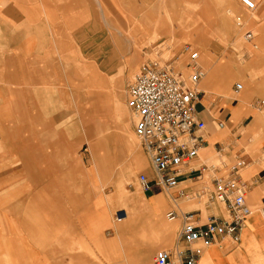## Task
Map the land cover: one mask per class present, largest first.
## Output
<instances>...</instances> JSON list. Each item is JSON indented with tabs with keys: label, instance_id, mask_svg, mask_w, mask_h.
I'll list each match as a JSON object with an SVG mask.
<instances>
[{
	"label": "rangeland",
	"instance_id": "obj_1",
	"mask_svg": "<svg viewBox=\"0 0 264 264\" xmlns=\"http://www.w3.org/2000/svg\"><path fill=\"white\" fill-rule=\"evenodd\" d=\"M154 1L88 0L86 4L89 3V7L85 4L63 10L65 12L61 10L60 14L64 13L61 16L42 19L39 31L45 32L39 33V39L44 47L41 60L46 64L45 76L48 80L45 84L44 81H36L39 75L43 78L44 70L34 62V57L27 59L23 54L22 57H14V60L8 58V62L4 59L13 54L21 56L20 49L24 46L18 49V45L29 40L36 41L35 34L27 33V27L14 29L20 31V36L18 38V34L14 33L11 36L13 51H0V55H3L0 58V123L30 124L24 125L29 129L25 131L26 134L35 139L49 136L56 159L54 169H66L76 180V183L71 181L70 191L65 190L64 193L60 191L61 187L55 186L58 235H63L66 224L60 202L68 203L70 199L75 230L79 224L78 216L90 204L94 190L102 193V196L96 195L93 199L92 204L96 208L104 200L108 203L117 201L118 209H125L127 215L132 216L133 212L143 207V192L137 177L140 173H152L148 158L134 133L132 115L125 103L126 86L143 62L176 60L177 68L188 73V59L181 54V48L191 44L197 50L198 63L205 72L198 88L204 91L209 89L205 104L214 117H218V109L223 107L226 97L201 84H206L210 74V85L215 86L216 65L235 75L227 97L236 95L233 90L236 83L241 82L245 92L248 91L244 80L239 77V73L246 74L249 62L242 56V50L246 49L252 58L254 49L250 44L252 42L243 39V34L247 30L253 33L254 23L259 18L255 15L250 17L251 13L244 9L246 3L242 6L243 10L236 13L228 0H160L164 8L157 10L153 9ZM258 1L252 0L250 3L254 6ZM239 16L242 24L247 21L246 27L236 25ZM30 87L41 89V92L31 101L21 99V106L25 105V110L30 111L26 116L23 111L20 112V100L15 99L14 90L22 88L25 91ZM43 88H53V92H44ZM205 122L208 131L211 124L206 119ZM42 124L51 128L39 129ZM101 156L104 157V169L98 173L94 167ZM91 160L94 163H90ZM209 163L216 164L218 159L209 160ZM21 167L24 171L29 170L27 163H22ZM26 181L22 180L23 183ZM187 186L193 188L190 192L194 197L182 200L180 204L185 210L200 209L203 214L201 222H205L208 204L203 197L195 194L204 187H210L209 177L189 181ZM22 192L23 202L31 205L32 191L23 185ZM159 199H163L165 204L161 209L167 206L163 193H157L147 201L146 206L150 211L152 203ZM168 209L165 208L160 214V221L162 226L164 224L170 228L176 221L166 220L165 212ZM115 212L109 221L104 214L102 239L98 246H94L95 252H89L92 259L90 264H153L157 251L175 249L172 229H168L166 232L171 231L170 241L149 252V242L162 237L157 234L162 232L158 225L151 219L152 234L143 230L135 232L134 223L129 225L131 219L116 221ZM25 217L30 218L31 213L25 211ZM178 229L177 226L174 232ZM79 241L75 252L88 253V247L79 245ZM174 262L177 264V261Z\"/></svg>",
	"mask_w": 264,
	"mask_h": 264
},
{
	"label": "crops",
	"instance_id": "obj_2",
	"mask_svg": "<svg viewBox=\"0 0 264 264\" xmlns=\"http://www.w3.org/2000/svg\"><path fill=\"white\" fill-rule=\"evenodd\" d=\"M86 1L88 2V0H0V46L3 45L0 47V51H13L11 36L14 33L18 34L16 37L19 38L20 31L14 30L17 27H27V33L35 34L36 38V41L29 40L18 45V49L21 48L20 46H24L20 49L21 56L13 54L4 58L5 61L8 62V58L14 60V57H22L23 54L27 56V59L34 57V62L41 65L44 70L43 78L39 75L36 81H44L45 84L48 77L45 76L46 64L41 60L44 55V47L39 39V33L45 32V30L39 31V27H42V19L61 16L64 14H60L61 10L85 6ZM228 2L232 4H230L232 10H235L236 13L243 10L244 0H228ZM153 5L155 10L164 8L160 0H155ZM86 6L89 7V3ZM244 9L251 13L250 17L253 18L255 15L259 18L253 26V42H249L256 44L254 55L250 58L246 49L242 50V56L249 62L246 74L239 73V77L244 80L248 91L245 92V88L240 82L242 84L241 91L234 92L236 95L233 97H227L235 75L222 70L220 65L215 66V86L211 87L210 85V74L207 77V85L201 84V86L211 88L217 95L226 98L222 103L223 107L218 109V117H214L205 104L210 91H208L209 89L202 90L204 95L201 98L202 106L199 108L200 117L204 122L206 119L211 126L207 131L205 122L206 128L202 132L205 144L199 151L198 159L192 165L194 172L182 176L179 186L192 190L193 188L189 189L191 187L187 186L189 181L202 180L205 176L209 177L210 181L211 173L224 174L230 163L237 157H243L246 165L242 168L241 179L248 186L244 197L253 213L240 230L239 241L223 239L207 247L196 243L194 247L199 248L200 252L197 264H264V221L260 213L264 206V104H256V101H264V0L255 2L252 9L247 7ZM238 19L242 22L240 16ZM242 25L240 28L246 27L247 21ZM58 31L60 30L58 29ZM3 40L4 43H2ZM236 54L238 55L237 52ZM0 58H3V55H0ZM52 89L43 88L44 92H53ZM40 90L31 87L30 90L25 91L22 88L14 90L15 99L20 100L18 107L21 108V113L24 112L26 116L30 113L28 109L25 110V105L21 106V99L28 98L31 101L37 94H40ZM24 125L30 124L0 123V264H90L92 259L89 252L92 250L94 253V246H98L102 239L101 234L105 226L104 214L109 221L114 211L123 209H118L117 201L108 203L104 199L103 204L96 208L92 204L93 199L102 193L94 190L90 204L78 216L80 225L75 226L74 230L70 199L68 203L61 201L60 207L64 211L63 219L66 224L63 235H58L54 204L55 186L61 187L60 191L63 193L65 190L70 191L71 181H74V178L66 169H54L53 162L56 159L52 152L53 143H51L50 137L43 136V138L35 139L25 133L29 129ZM41 126L39 129L51 128L45 124ZM32 129H36V127ZM212 159H218V163L208 164V161ZM92 162L93 160L90 163ZM22 163H27L29 170L24 171L21 167ZM27 173L31 186L28 185ZM23 179L27 181L23 183ZM23 185L32 191L31 205L23 202ZM152 189L153 191H142L143 207L139 208L140 211H135L132 216H128L127 210L124 209L127 218L131 219L129 225L134 223L135 232L143 230L146 233H153L152 217L146 204L157 193H163L165 196L167 201L165 208L175 207L163 190L161 191L157 187ZM182 200H178V209H183L180 204ZM164 209L158 212L163 214ZM188 210H196L198 220L203 221L200 209ZM25 211L31 213L30 218L25 217ZM227 214L222 203L213 201L206 207L205 219L207 220L211 215L220 219L226 218ZM180 224V220H177L170 228H163L161 233H157L162 237L156 239V243L151 240L148 244V251L154 252L155 248L170 241L171 231L166 232L168 229H172L173 241L176 245L177 232L174 231L177 226L179 228ZM79 239L81 240L79 245L83 244L85 248L88 247V253L75 252V246ZM174 261H177V264H184L183 261H178L175 255L172 257L171 264H176Z\"/></svg>",
	"mask_w": 264,
	"mask_h": 264
},
{
	"label": "built area",
	"instance_id": "obj_3",
	"mask_svg": "<svg viewBox=\"0 0 264 264\" xmlns=\"http://www.w3.org/2000/svg\"><path fill=\"white\" fill-rule=\"evenodd\" d=\"M250 2L244 0L247 8L252 9L254 6ZM243 37L245 41L253 42L254 34L247 30ZM252 47L255 49L256 44ZM181 54L188 59V73L177 68L176 60H146L125 90V103L132 115L134 132L152 173L138 175L139 187L144 192L153 191V187L163 190L175 204L165 213L166 218L181 222L175 249L157 251L154 264H171L174 255L184 264H197L200 252L194 247L196 243L207 247L223 239L239 241L240 230L253 213L244 197L248 186L240 174L246 165L243 157L230 163L224 174L214 172L210 187L195 194L208 204L222 203L228 212L226 218L211 215L201 222L196 210L177 208L179 199L194 197L191 190L180 187L179 183L182 176L194 172L192 165L205 144L202 132L206 128L199 109L204 92L198 88L205 72L198 64V52L191 44L183 45ZM241 88V83H236L233 90L239 93ZM256 104L262 105L264 101H256ZM260 213L264 221V206ZM125 216V211L119 210L115 220L120 221Z\"/></svg>",
	"mask_w": 264,
	"mask_h": 264
},
{
	"label": "bare ground",
	"instance_id": "obj_4",
	"mask_svg": "<svg viewBox=\"0 0 264 264\" xmlns=\"http://www.w3.org/2000/svg\"><path fill=\"white\" fill-rule=\"evenodd\" d=\"M239 21V20H238ZM238 24V22H236V25ZM239 25L241 26L242 25V22L240 21V23H239ZM239 25H237V26H239ZM243 26V25H242ZM199 64V63H198ZM200 65V64H199ZM240 84V83H239ZM221 125V124H220ZM135 133V132H134ZM136 135V134H135ZM129 145H127L126 146V148L128 147ZM202 149V148H201ZM200 149V150H201ZM199 150V151H200ZM199 154V153H198ZM199 157V156H198ZM101 158V160H99V161H96L95 162V170L96 171H98V173H101L102 172V170L104 169V166L102 165V161L104 160V157L103 156H101L100 157ZM198 159V158H197ZM94 163V162H93ZM242 172V171H241ZM214 174V173H213ZM213 174H211V176L213 175ZM217 174H219V173H217ZM241 174V173H240ZM211 176H210V178H211ZM210 183H211V180H210ZM205 188V187H204ZM203 189V188H202ZM201 189V190H202ZM152 205H153V207L151 208V211H150V213H151V217H152V220L155 222V224L156 225H158V227L160 228V230L162 231L163 230V228L165 229V227H167V226H165L164 224H163V226H162V222L160 221V213L158 212V211H160V209L163 207V205H165L164 204V200L163 199H159V200H155V202L154 203H152ZM165 218H166V216H165ZM125 219H127V217L126 218H122V219H120V221H122V220H125ZM166 220L167 221H173V220H168L167 218H166Z\"/></svg>",
	"mask_w": 264,
	"mask_h": 264
}]
</instances>
